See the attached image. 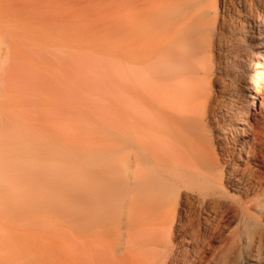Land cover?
I'll use <instances>...</instances> for the list:
<instances>
[{
    "label": "bare ground",
    "instance_id": "1",
    "mask_svg": "<svg viewBox=\"0 0 264 264\" xmlns=\"http://www.w3.org/2000/svg\"><path fill=\"white\" fill-rule=\"evenodd\" d=\"M120 1L122 5V17L119 26L116 24L118 26V33H116L118 36L117 39L119 40L121 65V76L119 80V89L122 97V110L120 116L121 149L127 155H129L131 147H134L137 152L132 173L130 177L124 176L122 183L125 188H128L131 184L134 186V206L136 210L144 216L143 228L154 232L157 230H164L165 228L174 230L175 233H177V231L180 232V230H178L180 220L182 223L181 216L185 212L189 224H186L188 228L184 236L190 238L188 240L197 243L199 261L197 260L198 262L196 264H264V0H228V5L224 0H222L223 2L221 0ZM221 2L223 6L226 4L227 8L229 7L228 10H230L232 6H236L234 16L228 18L225 16V12L224 14H219V16L215 15L214 17H216V19L212 22L206 20L211 10L214 9L217 13V6L221 5ZM2 6H4V4ZM57 7H59V5H57ZM60 10L62 9L60 8ZM0 12L2 13L3 11ZM6 12L8 14V10H6ZM52 12L56 13L53 10ZM59 12L60 11L57 10V14ZM1 13L0 15H2ZM16 15L17 14L11 15L13 16L12 18L3 15L7 17L8 20L4 18V21L0 20V24L7 21L9 24L7 25L10 27L9 29H11L9 31H13V29L16 31L17 29L18 32L21 30V27L15 28V26H12V28L10 25H21L25 22L28 24L29 18L27 17V20L23 18L18 19L17 16V22H15L14 17H16ZM43 15L41 14V16ZM46 17H41L38 21L34 19L36 23H34L33 20L28 26L32 27V24L36 25L38 23V30H48L49 35H54L55 32H50L52 29H47L45 27L41 28L43 27L41 25L44 24L48 27L52 24V27H54L56 24L58 25L61 23V25L66 27L67 24H70L67 23L68 19L65 22L60 17L56 16L55 18H60V22L54 23V21H52L53 18L48 17V20H51L46 21L48 25L46 22H43L46 20ZM9 19L14 21L10 23L11 21H9ZM74 19L75 18H73V20ZM19 20L20 23H18ZM103 20L104 19H101V21ZM39 22L43 23L39 24ZM50 22L53 23L50 24ZM2 24L0 29L5 31H1L0 34L4 32L6 34V29H3L4 23ZM27 24L25 25L27 26ZM93 24L92 27H96V36L93 35L94 38L91 37L90 39L89 37L91 35L87 33L92 32V34H94L93 32L95 30L90 32L87 29L86 31H79L80 29L77 28L78 25H73V28L76 27L75 29H78L77 32L79 36H81L79 37L76 35L78 33H76L75 29L73 30L72 27L70 29L66 28V31L71 30V32H67V34L71 33L67 35L68 37L71 35L73 37L75 35L74 39L76 36L80 39V41L77 40L79 43L73 44L72 42L74 39L71 37L73 46L81 44L80 46H76V48H78V51L76 49L78 53L81 52V50L79 51L80 48L83 52L86 51L87 49H83L85 47L88 48L89 52L92 45L95 43V45H98L97 41L102 40V38H104L103 36L106 35L105 32V34L100 33L102 37L99 35L101 39L98 38L100 29L97 30V27H100V23L97 24L94 22ZM35 25L32 27L33 29L37 27ZM101 25L103 26V22ZM105 25L106 23L104 26ZM110 25L112 26L111 23ZM70 26H68V28ZM32 28L30 29L33 30ZM103 29L105 28H101L102 31ZM109 29L111 30V27H109ZM23 30L24 29H22V32L25 31ZM38 30L36 31L38 32ZM56 30H59V28ZM61 31L63 32L64 29ZM72 31H74L75 34H72ZM195 31L211 32L213 34V46L216 50V55L215 64L210 71L204 68L205 64L201 65L203 66L201 71L187 66L186 61L188 58L196 59L204 55L197 54L198 48L195 44L200 38L196 39L193 37L192 33ZM17 32L13 34H20V32ZM31 33L37 35L40 39L41 36L39 32L35 34L31 31ZM33 34L30 36L36 38L33 37ZM49 35H47V37L45 36V39H41L46 40L48 38L47 40H49ZM55 35V38L50 37V40L52 39L54 43L48 46L46 51L43 50V48L46 47L45 45H42L43 47L38 45L37 47L39 49L42 48V51L45 52H47L49 48L52 49L53 45L57 44L55 41L57 34ZM61 35L63 34L61 33ZM84 35H89V37ZM113 35L114 34L109 35L108 37L110 38V36H112L113 38ZM224 35H229V39ZM63 36L64 38L67 37L65 35ZM3 37L5 36H1L0 38ZM9 37L12 38V36ZM9 37H5V39ZM13 37L17 39L16 35ZM24 37L25 34L23 35V38ZM95 37L98 38L97 41ZM204 37H207V35ZM9 39L7 42L10 44V47L7 43L5 44L6 41H3L4 44L0 41L1 44H3V46L0 45V264H37V260L43 261L44 259L42 260L38 253L36 255L35 247L39 245L38 242L44 241V237L37 242L36 234L38 232L30 236L31 232L27 229L20 231L18 227L16 229L15 225H25L27 220L29 224H39L35 226L41 227L42 225L40 226V224L42 222L39 220V223H33V220L36 221V219H32L33 214H35V209L49 212L56 215V218L58 216V219L55 218L57 221H55L56 226L64 221L65 223L68 222L67 224L69 226L70 223L83 224V222L87 221V217L91 212L92 203L96 201V198L92 195L89 186H84L85 184L82 185V183L84 182V177L88 179V177H91L95 172L94 169L90 171L87 168L86 164L90 161L83 154L84 152L91 151L93 147L97 148L106 145V141L103 139L102 142L93 145L91 144L92 140L89 139L88 136L80 137L83 133L76 134V132H85V130L82 129L87 128L86 131L88 132L93 128L94 126L91 125L93 122L91 121L88 126L89 128L84 127L88 125L85 123L82 125L84 128L81 126L79 131L76 128L81 124L82 120L79 121L76 119L79 121L77 122L79 123L78 126H75L76 128H74L72 123L73 119L71 120V126L67 123L65 116H69L67 118L69 119L70 117L75 118L76 114H79L78 116L84 114V116H82L84 119V117L87 118L89 114L91 115L92 110L90 109L91 111H87L85 109V107H87L86 104H84L80 98L84 107L83 105H79V107L73 109L75 106L74 104H78L79 100L77 103V99L74 100L72 98L74 91L71 90L69 94L72 93V95L67 94V96L72 97H66L75 102L73 103V101L71 102L68 100L69 103L68 101L66 103L69 106L65 105L63 107L62 105L65 104V102H62L63 99L61 97L65 93L63 94L62 92L61 96L60 91L59 93H55L57 91L52 92L53 90L49 89L54 83H58L54 85V87L60 88L62 85H64L63 87L67 85H65V83L61 85V81L59 80L60 77L58 78L56 74L53 73L56 76V80L54 78L50 79L51 74L50 76L47 75L50 81L53 79L55 80L47 82L50 83V86L46 84V81H48L47 78H44L46 75H43L44 77H37L40 70L38 72L35 71L37 74H33L31 71L33 76H35L31 78H33V80L40 78L37 79V81L34 80V83L37 82L36 84H38V80L40 82V80L42 81L44 78V82H40V85H48L46 89H49L51 93H47L44 88L41 90L46 92V94H51L52 98L56 96L55 99L49 97L48 101L52 99V101L54 100L53 102L58 100V102L61 103V106L59 104H55V106L54 103H52V106L49 104L48 107H57L56 109L58 111L63 107V111H60L62 114H65L63 117L60 116L62 121L57 118V114L61 115V113L54 109L56 110L54 115L53 108L50 107L52 109L50 112L51 109L46 105L47 108L42 105H38V108L42 110V112L49 109L47 111L51 114L49 115L46 111L44 115H36L37 112L35 113L34 105L38 103V100H35L40 97L35 100L32 99V102L29 100L27 103H23L24 105L22 104V106L20 105V107H18L20 102L17 103L16 100L20 92L18 94L9 93V90L12 88L9 89V84L5 82L8 81L5 79L10 78V76L13 78L14 73L15 75L17 73L15 76L16 79H12L11 81L9 79V81H13L14 84L9 83L11 86H16L15 83H17V86H19V83L21 84L22 82L21 85H23V83H26V79L29 80L27 76L30 73L27 75V70L29 71V68L33 64L37 65L39 68L43 67V70H46V67H44L45 64L49 65L50 63H54L55 61L53 62L52 59L57 57L58 54L61 53L60 55L62 56L65 54L64 57L68 56V48H71V44L68 43L70 38L64 39L66 40L64 42L66 46L63 45V42L61 44L58 41L61 47L57 44L56 47H58L55 48H59L60 51L57 55L55 51L53 52L54 56L51 55L53 58L50 59V63L48 62L49 60H45L49 55L45 58L42 57L44 59L43 61L39 59L43 52H40L41 49L39 50L38 48L36 51L39 50L38 52L41 54L37 52L34 57L37 58L40 56L38 58L39 61L35 59V61L33 60L34 63L32 62L34 58L31 59L30 55H32L31 49L33 47L30 43L37 41L32 40L31 42L29 37L28 44L30 45H25L27 49L31 48L30 53V51L25 50L23 43L20 47L21 49L18 48L17 50V48H15L19 47L21 39L18 42L12 38L14 43H12V41L9 42ZM86 39H88L89 44H91L90 41L92 40L91 47L89 44V47H87L85 43L87 42ZM105 39L106 38H104V41ZM47 40L46 42H48ZM67 40L69 41L67 42ZM22 41L27 43V39L26 41L25 39ZM41 41L39 40V42ZM77 41L74 40V42ZM104 41L101 42L103 47L105 46ZM15 42L17 46L11 47ZM41 43L43 44V42ZM101 43L99 44L100 48H102ZM35 44H38V42L33 43V45ZM67 45L69 47L66 49L67 51L64 50L66 52L63 54V49H65ZM34 47L36 48V45ZM22 48H24V50ZM51 49L50 51L54 50ZM93 49L90 50L89 54L91 53V55H93L92 52H97ZM23 51L25 54L29 52L27 57L31 60L30 62H32V65L29 64L30 66L27 64L29 67L25 66L26 64L21 67L22 64L25 63L24 61H26L25 58H27L24 56L25 54ZM17 52L19 58L15 57V60L19 61L21 59L19 61L21 63L23 59L21 64L15 63V60V62L13 61L14 56L18 55L16 54ZM33 52L35 51L33 50ZM99 52L101 51L99 50L97 53L99 54ZM104 52H101L103 56ZM71 53L69 54V58H63V60L60 59V61L64 62V59H66L65 62H68L70 65L71 62L68 60L71 59V55H74L75 52ZM43 55L45 56L44 53ZM84 55L85 54L81 56L84 57ZM91 55L88 56L92 57L90 58L91 60H93V57L95 58L97 56L96 53L94 54L95 56ZM101 56L100 54V56L97 57L100 58ZM205 56L207 57L206 54ZM86 57L87 56L84 58L85 60L82 59L83 64L84 61H86ZM72 58L74 57L72 56ZM76 58L77 60H75ZM54 60H56V58ZM71 60L76 61L73 64L77 67L76 63L79 60L78 55ZM44 61H47V63ZM57 62H55V64H57ZM39 64H42V66ZM86 64L89 63L86 61ZM17 65L19 66L17 67ZM49 66L53 67V65ZM74 66L72 68H75ZM6 67H11L10 71H8L9 68ZM32 67L33 70H36L35 66ZM4 68L6 69V73L3 74L9 76L4 75L5 77H3L2 69L4 70ZM18 68L22 69L19 70ZM49 68H47V70ZM59 68H61V66ZM43 70L41 69V74ZM47 70L45 72H47ZM22 71H26V74ZM55 71L57 72V70ZM18 74L19 77H21L19 81L24 79L23 81L25 82H16V80H18ZM199 74H202L203 77L209 76L211 80L210 86H212L211 90H207V87H203L200 82L201 76H199ZM24 77L27 78L25 79ZM65 77L66 75L60 79H69V77L68 79ZM33 80L31 81L32 83ZM70 80H68L69 84L74 82ZM78 80L80 81L81 79ZM51 83L53 85H51ZM79 83H82V81ZM40 85L36 86L40 87ZM20 88L19 90H21ZM40 88H42V86ZM17 89L18 88H16V90ZM38 91L39 90L36 92ZM78 91L79 90H77V92ZM86 93H88V91ZM23 95H28V92L25 94L22 93V96ZM39 96L44 97L43 94ZM58 96H61V101L57 99ZM66 97H64V99ZM46 101L47 100L41 99V102ZM48 101L46 103H48ZM64 101H66V99ZM87 104H89V102ZM57 105L60 107V110ZM70 105L73 106L72 109ZM80 106H82L81 109H85H83L84 112H87L84 113L80 109ZM65 108L70 111L67 112L68 110ZM78 109L80 113H78ZM72 110H77V113H74L75 116L71 112ZM38 113L40 112L38 111ZM69 113L70 115H68ZM54 118L56 120L55 122L58 120L61 121L57 122L58 124L60 123V125L65 122L66 125H69L66 127L63 125L57 126L55 122L52 123ZM97 118H101V116ZM101 119H103V117ZM101 119H97L98 121L94 119L96 121L94 122L96 127L97 125H101L95 124L100 123ZM85 121L86 120H84V122ZM87 121H89V117ZM68 122H70V120H68ZM96 127H94L95 129H91L90 132H92V130L96 132V129H99V127ZM72 129H74L75 132ZM205 129L211 131L208 132L210 134L212 133V137L207 136L208 134L205 135V132H203ZM85 134L89 135L90 133L85 132L83 135ZM96 134L98 133H93L92 135L96 136ZM43 178L49 183L46 190L47 192L45 191L46 194L42 195V198H35L33 201L34 204H30V207L27 203L28 201H26V192L28 189H32L33 186L37 185ZM108 184L109 183L105 181L101 183V185H106L107 187ZM58 189L62 191L61 195L54 193V190ZM99 194H97L98 200H100ZM13 195L16 196V199L12 203H7L5 199L9 197L13 198ZM75 199H80L83 205L77 206L73 204L72 201ZM94 204L95 202L93 205ZM6 205H9L11 210L8 215L14 216L11 218L17 221L11 218L10 220L12 221L6 219L9 217L6 216ZM58 220L60 223H58ZM10 223H12V225H10ZM64 225L63 223V226L61 225L58 228L59 230L57 229V231H61L60 228L62 227V231L64 232H56L55 234L54 231H56V227L54 228L55 230L51 228L54 234H51L49 230L47 232H49L51 236L56 235V238L58 236L57 234L61 235V238H64L67 235ZM13 226L14 229H12ZM21 227L23 228V226ZM184 229L186 228L184 227ZM26 231L31 238L22 236V233L25 235ZM18 233L21 234V236L19 235L18 237ZM34 238L36 240H34ZM31 241L37 243L33 242L34 245L32 244L33 246H31ZM22 242H25L23 243L25 245H23ZM171 242L173 241L171 240ZM159 243L160 242L156 240L155 246L145 250L146 254L150 256L156 255V253L160 251L161 244ZM168 243L169 241L164 244V258L154 264H173L176 258L180 257L179 254H182L180 252V243H178V241L175 244ZM184 254L186 253L184 252ZM33 256L37 257L33 258ZM38 257L41 259H37ZM49 258L50 257L47 256V259Z\"/></svg>",
    "mask_w": 264,
    "mask_h": 264
},
{
    "label": "rangeland",
    "instance_id": "2",
    "mask_svg": "<svg viewBox=\"0 0 264 264\" xmlns=\"http://www.w3.org/2000/svg\"><path fill=\"white\" fill-rule=\"evenodd\" d=\"M224 1L227 4L228 0H224ZM222 2H221V5L217 6V10H218L217 13H216V11L214 9L211 10L210 14L207 15V19L206 20L212 22L213 20L216 19V17H214L215 15L219 16V14H224L225 12H226L225 16L228 17V18H232V16H234V13L236 12V8H235L236 6L235 7L232 6L231 9L228 10L229 9V7L227 8L228 4L227 5L224 4V6H223ZM3 4H4V6H2ZM57 5H59V7H57ZM52 8H54V9H52ZM60 8L62 10H60ZM44 9H45V11H44ZM63 9H65V10H63ZM232 9H233L234 12L232 11ZM6 10H8V14H7ZM52 10L55 11L56 13L52 12ZM57 10L60 11L58 14H57ZM0 11H3L2 13L0 12L2 14V15H0V17H1L0 20H2V21H4V18H6L5 20H8L7 17H11L12 18L13 16H11V15H15V14H17L16 17H14L15 22H17V16H18V19L19 18L20 19L23 18V19L27 20L29 18L28 24L32 23V21L34 19L35 20L37 19V21H38V19H41V17L44 18L46 16H47L46 20H44L43 22L51 21V20H48V17H52L53 18L52 21H54V23L55 22L56 23L60 22V18L62 20H64L65 22L68 19L67 23H70V24L69 25L67 23L66 24L68 26L71 25L69 28H68V26L66 24H65L66 27H64L63 25H61V23H59L60 25L56 24V26L52 27L51 23H53V22H50L51 25H49L46 22L49 25V26L47 25L48 27H46L44 24L41 25L43 27L40 26L41 28L45 27L47 29H52V30H50V32L51 31H52L51 33L55 32L54 35H52V34L49 35L48 34L49 31L47 29L46 30L48 32L44 30L47 34L43 31V29H40L41 30V32H40V30L37 29L38 26H39L38 23L36 25L34 24L35 26H37V25L38 26L36 28L34 27V29H33L32 27L34 25L32 24V27L28 26V24L25 22L26 20L24 21L25 23L21 22L22 23L21 25L20 24H18V25L17 24L16 25H10L11 27L15 26V28L16 27H21L20 28L21 30L18 31V32H20V34H18L20 36V38H19V36L17 34H13V33L17 32V29H16V31H15V29H13V31H15V32L9 31L11 29H9L10 27L8 26L9 24L7 23V21H5V22H2V23H4L3 29H6V34H5V32L4 33L2 32L3 34H0V37L1 36H5V37L12 36V38L14 40L15 38L13 36H15V35H16V37L18 36L17 39H15V40H17L19 42V40L21 39V44L19 45V47H15V48H17V50H18V48H20L22 46V43H23L24 46H25V50L30 51L31 48L27 49L26 45H25V44H28L29 37H30V41L31 42H32V40L33 41H37L38 44H35L36 48L34 47L35 45H33V43H37V42L30 43V44H32L31 46L33 47L31 49L32 55H30L31 59L34 58V59H32L33 63H34L35 59L38 60V58L40 57L39 55H38L39 57L36 56L37 58L34 57V55L40 49H41L40 52H43L45 54V56H44L43 53L41 54L40 52H38V53L41 54V58H39V59L43 61L44 60L43 58L47 57V55H49L47 58H49L51 55L54 56V53H53L54 51L56 52L55 53L56 55L59 53V51H60L59 48L56 49L60 45L58 43V41L61 44L63 42V45H65L66 43H64V42L66 40H64V39L70 38V41L67 40V42L69 41L68 43L71 44L70 47L72 49L68 48L69 47L68 45H67V47H65L66 46L65 45L64 46L65 49L62 48L63 52H62V50H61V52L64 54V52H66L67 51L66 49L68 48L69 51L71 50L70 52L68 51L69 54L71 52H75L74 55L75 56L78 55V58H79V60H78L79 64H78V62L76 63L78 68L76 66H74L75 64H73V63L76 62L75 60H77V58L75 60H71V59L75 58L74 55H71V59L70 60L67 59L69 62H71L70 63L71 67L68 64V62H65L66 59H64L65 63L63 61H60V59L63 60V58H67V57L69 58V56H70L69 54H67L68 56H66V57H64L65 54L62 56V55H60L61 54L60 53V54L57 55V57L53 58L51 56L49 59L45 58V60H49L48 61L49 63H50V59L51 58H53L52 59L53 62L54 61L55 62L59 61V62H57V64H55V62L54 63H50V64L48 63L49 65H53V67H51L49 65H46V64L44 66V64H43V66L46 67V70L49 67L53 68V69L49 68L50 70L48 69L47 72H45L46 70H43L44 69L43 67L39 68L37 65H34V64L32 65V62H30L31 60L28 59V57H27L29 52H28V54L27 53L25 54V52L23 51L24 54H25L24 56L27 57L25 59H26V61L28 60L27 61L28 63L26 61H24L25 63L22 64V66L21 65L20 66L23 67L25 64H26L25 66H28L30 64V65L36 67V70H33L32 66H31L32 68L31 67L29 68L30 72L27 70V75L29 73H30L29 75H32V76H29V75L27 76V77H29L28 79L30 80V82H29V80L26 79L27 77H24L26 79L25 80L26 83L25 84L23 83V85H21L22 84L21 81H23L24 79L19 81L20 80L19 78H21V77H19V74H18V76H17L18 80H16V82L19 81V82H21V84L19 83V86H17V83H15L16 86L15 85L11 86L10 83H12V84H14V83H13V81L12 82H10V81L12 79L13 80L16 79L15 76L17 75V73H16V75L14 73L13 78H11L12 76H10V78L5 79V80H8V81H5V82L9 84V89L12 88L11 90H9V93H17L18 94L20 92L19 93L20 95L18 96V98L16 100L17 103L20 102L18 107H20V105L22 106V104L25 103V102L27 103L29 100H30V102H32L31 101L32 99L35 100L36 98H39V97H40L39 99L35 100V101L38 100L37 101L38 103L37 104L35 103V105H37V106L34 105L35 113L37 112L36 113L37 116H38V114L44 115V113L47 110H49V109H47L45 112H42V110H40L38 108L39 107L38 105H42V106L46 105L48 107L49 104L52 106V103H54V105L55 104H59L61 106V103L58 102V100L55 101V102H53L54 100L52 101V99H55L56 96H54L55 98H52L51 94L50 95L46 94V92L41 90V89L44 88V90L47 91V93H51V91L49 89H52L53 90L52 92L57 91L55 93H59V91H60V95L62 94V92H63V94L65 93L66 95L65 94L63 96L61 95L62 97L60 96L63 99L62 102H65V104L62 105L63 107L65 105H67L66 102L68 100L71 101V102L73 101V103H74L75 102L74 100L77 99L76 102L78 103V100H79V103L78 104L75 103L74 104L75 105L74 108L72 106L73 104L71 103L72 104V105H70V106H72L71 109L72 108L76 109V107H79V105H83L82 102H84V104H86V106H87V107H85V109L87 111L88 110L89 111L92 110L91 115L89 114L90 112L88 113L89 114L88 115L89 121H87L88 117L87 118L84 117V119H83L82 116H84V114H82L81 116H78L79 114H76L77 110L76 111H73V110L71 111L73 114L74 113L76 114L75 118L74 117L73 118L70 117L71 119L70 118L67 119L69 116H65L64 113H63L64 114L63 115L60 112L62 109H64L63 107H61L62 109L60 110V107L57 105L59 107V110H60V111H58L56 109L57 107L55 108L54 106L53 107L50 106L51 108H53V110L56 109L57 112L61 113V115L57 114L59 116V117L57 116V118L59 120L62 121V119H60V116H62V117L65 116L67 123H69L70 126H71V120L73 119L72 123L74 125V128H76L75 126H78L79 123H77V122L82 120L83 123L81 122V124H79V126H78L79 128L78 127L76 128L78 131H79V129H81V126L84 125L85 123H86V125L87 124L88 125L84 126V127H88L89 124H90V121L93 122V124H91V125L96 127L94 125V122L98 121L97 119H101L103 117V119H101L100 123H95L96 125L97 124H101V125H97L96 128L99 127V129H96V132H95V130H94V132H93V130H92V132H90L91 129H95L94 127L91 128L88 131L91 135L90 134L89 135H87V134L83 135L85 132L88 133L86 131L87 128L82 129V130H85V132L84 131L79 132V133L76 132L77 135L80 134V133H83L82 135H80V137L81 136H83V137H85V136L87 137L88 136V138L92 140L91 144H93V145H97V143L98 142H102L103 139L106 141L105 142L106 145H104V146H99L97 148L93 147L91 151L84 152V154L82 152V154L85 157H87L89 159V161H90V162H87V164H86L87 168L90 171H93L92 169H94V172H95L91 177H88V179H86L84 177V182L82 183V185L85 184L84 186H87V185L89 186V189H90L92 195L95 196V198H96V201H93V203L95 202V204L93 205V203H92V206H91V209H90L91 212L89 213V216L87 217V221L83 222V224L82 223L81 224H78V223L74 224L73 223L74 225L69 222L70 223V226H69L67 224L68 222L65 223V221H64V222L60 223V221L58 220L59 221L58 223H60V225L56 226L55 225L56 224L55 221H56V219L59 218L58 216L56 218V215H53V214H51L49 212H46V211H42L41 209L37 210V209L34 208L35 209L34 210L35 214H33V216H32L33 218L32 219H36V221L33 220L34 221L33 223H39V221H40V222H42L40 224V226L42 225L41 227L35 226V225H39V224H35V225L29 224V221H27V220H26V224L25 225L24 224L23 225H21V224L15 225L16 229L18 227V229L20 231L21 230L23 231V229H27L29 232H31L30 236H31V234L38 232L36 234L37 240L34 238V240H36L37 242H38V240L39 241L42 240L41 238L44 237V241H41L43 243L38 242L39 245H37L35 247L36 255L38 253L39 256H41L42 260L44 259L43 261H41V260L38 261L37 259L40 258V257H38L36 259L37 260V264H154L155 262H157L160 259L164 258V256H165L164 244H166V242H168V241H169V243H172V244H175L177 241H178V243H180V252L182 254H179L180 257L179 258L177 257L178 259L176 258L175 263H173V264H196L199 261V255H198L199 252L197 251V249H198L197 243L193 242L192 240H188L190 238L184 236L186 234V231H187V228H188V225L186 226V224H189L188 220L186 219L187 218L186 213L184 212V214H182V216H181V219H182L183 222L181 223V220H180V225H179V229H178V230H180V232L177 231V233H175L174 230H169V228H165L164 230H161V231L157 230L155 232L154 231L145 230L143 228L144 216H143V214L138 212L136 210L135 206H134V201H135L134 192H133L134 186L131 184L128 188H125L123 186V183H122L124 176L125 177H130V175L132 173V170L134 168V163H135V158H136L137 152H136V149L134 147H131V151H130L129 155H127L121 149L120 116H121V110H122V97H121V93H120V89H119V80H120V76H121V65H120V56H119V54H120L119 53V51H120L119 50V40L117 39L118 38V36H117L118 26H119L120 19L122 17L121 1L120 0H118V1L117 0H0ZM17 11H18L19 14L17 13ZM13 13H15V14H13ZM43 13H44V15H43ZM41 14L43 16H41ZM3 15H5L7 17H4ZM20 16H22V17H20ZM56 16H58L60 18L57 19V18H55ZM2 17H3V19H2ZM73 18H75V19L73 20ZM107 18H108V20H107ZM49 19H51V18H49ZM101 19H104V20L101 21ZM35 20H34V23H36ZM9 21H11V19H9ZM12 21H14V20H12ZM12 21L10 23H12ZM74 21H75V24H74ZM43 22H41V23H43ZM94 22L97 23V24L100 23V27L99 28L97 27V30L100 29V31H101V32L100 31L98 32L99 33L98 36L101 35L102 33L103 34L106 33V35L103 36L104 38H106L105 41H104V38H102V40L97 41L98 38L101 39L102 35H101V37L99 36L98 38L95 37L96 41H97V44L99 45L101 42L104 41V45L105 46L103 47V44L101 43L102 48H100V45L99 46L95 45L96 44L95 43V44H93L94 46L92 45V47H91L92 40L91 41L89 40L91 42V44H89L88 39H86L87 42L83 41L85 39H83L81 41L85 42L87 47H89L88 44L90 45L91 48L89 49V52L93 48H94L93 50H95L97 52L99 50L101 52H104V51L105 52H104V56H103V54L101 52H99V54L97 52H95L97 54V56H100V54H101L103 57L101 56L102 58L101 57L98 58L96 56L95 58L93 57V60H91L90 58H92V57H88V56L91 55V53L89 54V52H88V48H86V47L83 48L85 50L87 49L86 51H84L86 53H84L81 48L79 49V51L81 50V52H79V53L77 52L78 48H76V46H80L81 44L73 46L72 43L73 44L79 43L80 39H78L77 36L74 39L75 35L73 37H72V35L68 37L67 35H69L71 33L67 34V32H71V30H67L66 31V28L70 29L73 25L74 26L78 25L77 28L80 29L79 31H86V29H87L90 32V31H94L95 30L93 32L94 34H92V32L91 33H87L86 32L87 34L91 35L90 37H89V35L88 36L84 35L86 37H89V39H90L91 37H93V35L96 36V34H95L96 33V29L95 28L96 27L95 26L92 27L94 25L93 24ZM102 22H103V26L101 25ZM2 23L0 24V26L3 25ZM18 23H20V20H19ZM41 23L39 22V24H41ZM81 23H82V25H81ZM84 23H85V25H84ZM105 23H106L105 26L108 25L107 27L104 26ZM110 23L112 24V26L114 24V26L116 27V30H115L114 26L112 28ZM13 24H15V23H13ZM25 24H27L28 27ZM79 26H81V27H79ZM4 27H6V28H4ZM61 27H63V28H61ZM109 27H111V30L109 29ZM30 28H32L33 30H31ZM57 28H59V30H56ZM75 28H73V30ZM101 28H105L106 31H105V29H103V31H102ZM22 29H24L25 31L23 30L24 32H22ZM62 29H64L66 34L64 33V31L63 32L61 31ZM78 29H75L76 33H78L77 32ZM36 30H38L39 35L41 36L40 39H39V37L37 35H34L33 33H31V31H32L35 34H38V32ZM1 31H5V30L0 29V32ZM57 31L58 32L60 31V32L58 33ZM21 32H22L23 35L25 34L24 38H23V35L21 34ZM72 32H73L72 34H75L74 31H72ZM114 32L115 33L117 32V33L115 34ZM61 33L63 35H65V36H67V37L64 38V36L61 35ZM32 34H33V37H36V38H32L30 36ZM55 34H57V37H56L55 41L57 42L58 46L56 47L57 44H55V45H53V48H52V49H54L53 51H50L51 48H49L48 51L45 52L46 49L48 48V46H50V45H52L54 43V41L52 39H51L52 41L50 40V37L52 35L51 38H53V37L55 38V36H56ZM81 34H82V32H81ZM112 34H114L113 38H112V36H110V38H109L108 36L112 35ZM42 35L44 36V38H43ZM47 35H49L48 36L49 40H47L48 38L46 39L48 42H46V40H42V39H45L47 37ZM76 35L79 36V33L76 34ZM192 35L196 39L200 38V39L197 40V42L195 44L196 47L198 48L197 54L198 55L204 54V55H203V57L199 56L196 59L188 58V60L186 61L187 66H189L191 68H195L198 71H201L203 69V66H201V65L205 64L204 68H206L207 71L208 70L210 71L213 68L214 64H215V55H216V50L214 49V46H213V43H214L213 34L211 32L195 31V32L192 33ZM205 35H207V37H204ZM229 35H224V36H226L227 39H229ZM5 37L0 38V41L1 42L6 41L5 44L7 43V45L9 46L10 44H8L7 41H8V39L10 37L8 39H5ZM71 37L74 40H76V41L79 40V41L74 42V40H73V42L71 43V41H72ZM79 37H81V36H79ZM12 38L9 39V42L12 41V43H14ZM37 38L40 41L42 40L41 42H43V44L41 42H39V40ZM59 38H60L61 41L59 40ZM203 38H205V39H203ZM24 39H25V41L27 39V43L22 41ZM62 40H64V41H62ZM1 42H0V45L3 46L4 42H3V44H1ZM44 42H46V43H44ZM85 43H82V44H85ZM30 44H28V46ZM12 45L13 46H11V47L17 46L16 42H15V44H12ZM38 45H41V46L45 45L46 47L43 48V50H45V51H42V48L39 49L37 47ZM63 45H62V47H63ZM60 47H61V45H60ZM37 48L39 50L36 51ZM22 49L24 50V48H22ZM76 49H77V51H76ZM103 49H105V50H103ZM33 50L35 52H33ZM64 50H66V51H64ZM31 51H30V53H31ZM87 52H88L89 55L87 54ZM95 53L92 52L93 55H91V56H95L94 55ZM16 54H18V52ZM20 54H21V51H20ZM83 54H85L84 57L81 56ZM205 54L207 55L208 58L205 56ZM18 56H19V54L17 56H14L13 61L15 60V57H18ZM72 56L74 58H72ZM85 56L88 57V58L86 57V61L89 64H86V61H84V64H83V60L82 59H84ZM59 57H62V58H59ZM18 58H16V59H18ZM55 58H56L57 61L54 60ZM15 61H14L15 63H20L18 60H15ZM42 61H40V62H42ZM22 62H23V59H22ZM44 62L47 63V61H44ZM95 63H96V65H95ZM97 63H99L100 65L97 64ZM37 64H38V62H37ZM64 64H65V67H64ZM91 64H92V66H91ZM39 65L42 66V64H39ZM98 65H99V67H98ZM5 66H7V65H5ZM9 66H11V65H9ZM18 66L19 65H17V67ZM55 66H57V67H55ZM60 66H61V68H59ZM73 66L76 69L72 68ZM6 68H9V67H6ZM16 68H14V69H16ZM79 68H81V69H79ZM10 69H11V67L8 69V71H10ZM20 69H22V68H20ZM41 69L43 70L42 74L40 73ZM55 70H57V72ZM87 70H88V72H87ZM2 71H3L2 74L6 73L5 72L6 71L5 68H4V70L2 69ZM31 71L33 72V74H37V72L39 71V73H38L39 76L37 75V77H42L43 75L44 76L46 75L45 77L44 76L43 77L47 78V79L49 78L47 75L50 76V74H51V78L50 79H52V78L55 79L56 76L58 78L59 77L61 78V77H64L66 75V77H65L66 79H68V77H69L68 80H70L71 77H72V79L70 81L71 82L74 81V82L69 84L68 80H61L62 78L61 79L59 78V80L61 82L65 81V82L61 83L58 80L61 85L64 84V83H65V85L67 84L65 86L66 88L63 87L64 85H62V86L59 85V86H61V88H60V87H54V85L58 84V83H54V82H53L54 85L51 83V85H53V86H50V83H47L50 80L48 79V81H46V79H45L46 84H48L50 86V88L48 89L49 90V92H48V90L46 89V87L48 85L47 86H45V84L44 85H40L42 82H44L43 81L44 78L43 79L41 78L42 79V81L40 80L41 83L39 82V80H38V84H36L37 82L34 83V80L37 81V79H40V78H36V79L33 80V78H31V77H35V76H33ZM35 71H37V72L35 73ZM76 71H77V73H76ZM11 72H13V71H11ZM11 72H8V73H11ZM49 72H51V73H49ZM23 73L26 74V71H24ZM53 73L56 74V76ZM4 75L5 74H3V77L9 76V75H5L4 76ZM20 76H21V74H20ZM199 76H201L200 77V82L203 85V87H205V88L207 87L206 88L207 90L208 89L211 90L212 86H210L211 85V80H210L209 76L208 75L205 76L206 78L203 77L202 74H199ZM95 77H97V78H95ZM106 78H108V79H106ZM9 79H10V81H9ZM54 79L51 80V81H55L56 80V79L55 80ZM78 79H81V80L79 81ZM96 79H98V80H96ZM101 79H103V80H101ZM32 80H33V83L35 85L31 82ZM25 81H23V82H25ZM81 81H82V83H79ZM89 82H90V84H89ZM72 84H74V85H72ZM26 85H28V86H26ZM36 85H40V87L42 86V88H40L39 86H36ZM71 85H72V87H71ZM21 86H23V87H21ZM16 88H18V89L16 90ZM19 88L21 90H19ZM37 90H39V91L36 92ZM70 90L74 91L73 92V94H74L73 97L72 96H70V97L67 96V94L68 95H72V93L69 94ZM77 90H79L80 92L79 91L77 92ZM81 90H82V93H81ZM24 91H26V92H24ZM67 91H68V93H67ZM87 91H88V93H86ZM27 92H28V95H25V96L23 95L22 96V93L25 94ZM32 93H33V95H32ZM34 94H35V96H34ZM40 94L41 95L43 94L44 97L39 96ZM66 96L68 98L72 97L74 100L68 99ZM23 97H24V99H23ZM49 97L52 98V99H50L51 101H48ZM60 97L58 96L57 99L60 100ZM64 97H66L65 98L66 101H64L65 100ZM88 97H90V98H88ZM44 98H46V99H44ZM79 98L82 100V102H81V100ZM41 99L42 100H47L48 103H46L47 101L46 102H41ZM84 99H86V100H84ZM87 99H88L89 104H87L88 103ZM69 101H68V103H69ZM46 106H45V108H47ZM67 106H69V105H67ZM50 107H48V108H50ZM81 107L82 106H80V109H81ZM83 107H84V105H83ZM67 108H65V109H67ZM83 109L84 108H82L81 110L83 111ZM56 110H54V115L56 113L55 112ZM38 111L40 113H38ZM51 111H52V109L50 110V112ZM69 111L70 110H68L67 112H69ZM78 111H79L78 113H80L79 109H78ZM82 111H81V113H82ZM86 112H84V113H86ZM47 113H48V111H47ZM70 113L68 115H70ZM48 114L50 115L51 113H48ZM75 114H74V116H75ZM71 116H72V114H71ZM100 116H101V118H97V117H100ZM46 117H47V115H46ZM90 117H91V120H90ZM55 118H54V120L52 119L53 120L52 123L56 121ZM76 119H78L79 121L76 120ZM59 120L57 122H61ZM68 120H70V122H68ZM84 120H86V121L84 122ZM92 120H94V121H92ZM57 122H55V124L57 126H62L63 125V126L66 127V126L69 125V124L66 125L65 121H64L65 123H62V125H60V123L58 124ZM84 127L82 126V128H84ZM72 130L74 131V129H72ZM208 131L211 132L209 129H205L203 132H205V135L208 134L207 136L212 137V133L210 134ZM93 133H98V134H96V136H95V135H92ZM89 136L90 137L92 136V137L90 138ZM102 181H105V182L109 183L108 187L106 185L105 186L101 185ZM47 186H49V183H48V181H46L43 178L41 181H39L37 183V185L33 186L32 189H28V191L26 192L27 193L26 194V201H28L27 203H28V205L30 207H31L30 204H34L33 201H34L35 198H38V197L42 198V195L46 194ZM54 191H55L54 193H58L59 195L62 194V191H59V189L58 190H54ZM97 194L100 195V200L97 199ZM15 199H16V196L13 195V198L9 197V198L5 199V201L7 203H12ZM72 202H73V204H75L77 206H82L83 205V203H82V201L80 199H75ZM6 208H7V215L6 216H9L6 219L9 220V221H12V220H10V218L14 217V216L8 215L11 212L9 205H6ZM11 219H13V218H11ZM16 223H18V222H16ZM63 223L65 224L64 228H66V233H67V235L66 234H64V235H66L67 237L66 236L64 237V235H63L64 238H61V235L57 234L58 236L56 238L55 237L56 235L51 236L49 234V232H47L49 230L51 232V234H52L53 233L52 229L53 230L56 229V231H54L55 234H56V232H58V233L59 232H64V231H62V227L60 228L61 231H57L59 226H61V225L63 226ZM10 225H12V223H10ZM20 225L23 226V228ZM184 227L186 229H184ZM12 229H14V226H13ZM19 233H18V237H19V235L21 236V234H19ZM26 234H28L27 231H26ZM26 234L23 235V233H22V236L28 238L29 234L28 235H26ZM178 234H180V235H178ZM34 236H35V234H34ZM59 236H60V238H59ZM29 238H31V237H29ZM32 238H33V236H32ZM156 240L160 242L159 244H161L160 251L158 253H156V255L154 254L153 256H150L149 254H146L145 250L155 246L154 244H155ZM171 240L174 243L171 242ZM33 242L37 243L35 241H33ZM33 242L31 243V246L34 245ZM192 242H193V244H192ZM23 243H25V242H22V244ZM23 245H25V244H23ZM181 245H182V247H181ZM193 245L194 246L196 245V246L194 247ZM26 246H28V245H26ZM31 248L34 249L33 247H31ZM184 252L186 254H184ZM47 256L50 257V258L47 259ZM35 257H37V256H35ZM35 257L33 256V258H35ZM26 258H29V257L27 256ZM24 260H26V259H24Z\"/></svg>",
    "mask_w": 264,
    "mask_h": 264
}]
</instances>
